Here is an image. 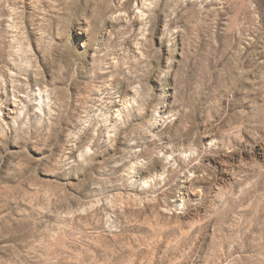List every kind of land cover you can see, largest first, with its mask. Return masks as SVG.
Segmentation results:
<instances>
[{"label":"rangeland","instance_id":"rangeland-1","mask_svg":"<svg viewBox=\"0 0 264 264\" xmlns=\"http://www.w3.org/2000/svg\"><path fill=\"white\" fill-rule=\"evenodd\" d=\"M254 106L264 0H0V264H264Z\"/></svg>","mask_w":264,"mask_h":264},{"label":"clouds","instance_id":"clouds-1","mask_svg":"<svg viewBox=\"0 0 264 264\" xmlns=\"http://www.w3.org/2000/svg\"><path fill=\"white\" fill-rule=\"evenodd\" d=\"M261 117H264V112L257 111V107L254 106L250 113H245L243 114V118H238V119L240 122V126L243 127L245 123H252ZM228 134L236 135L237 137H239V128H232Z\"/></svg>","mask_w":264,"mask_h":264}]
</instances>
